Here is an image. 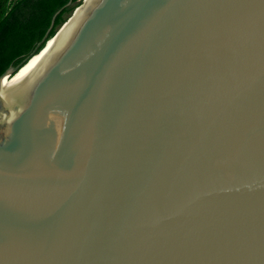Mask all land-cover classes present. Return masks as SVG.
Returning a JSON list of instances; mask_svg holds the SVG:
<instances>
[{
	"label": "water",
	"instance_id": "1",
	"mask_svg": "<svg viewBox=\"0 0 264 264\" xmlns=\"http://www.w3.org/2000/svg\"><path fill=\"white\" fill-rule=\"evenodd\" d=\"M4 76L0 264H264V0H82Z\"/></svg>",
	"mask_w": 264,
	"mask_h": 264
},
{
	"label": "trees",
	"instance_id": "2",
	"mask_svg": "<svg viewBox=\"0 0 264 264\" xmlns=\"http://www.w3.org/2000/svg\"><path fill=\"white\" fill-rule=\"evenodd\" d=\"M68 1L0 0V75L43 49L82 0Z\"/></svg>",
	"mask_w": 264,
	"mask_h": 264
},
{
	"label": "bare ground",
	"instance_id": "3",
	"mask_svg": "<svg viewBox=\"0 0 264 264\" xmlns=\"http://www.w3.org/2000/svg\"><path fill=\"white\" fill-rule=\"evenodd\" d=\"M80 9V7H78L77 8V11ZM77 11L75 12V14L77 13ZM74 14V15H75ZM74 17V16H73ZM73 17H71V19L73 18ZM71 19H69L62 27H61V29L71 20ZM60 29V30H61ZM59 30V31H60ZM36 57V55H34V56H32L30 59H29V61L18 71V73L15 75V76H17L34 58ZM14 76V77H15ZM13 77V78H14ZM13 78H11V79H13ZM10 77H8V76H4L3 78H2V80H1V83H0V85H4V84H6V83H8L10 80Z\"/></svg>",
	"mask_w": 264,
	"mask_h": 264
}]
</instances>
